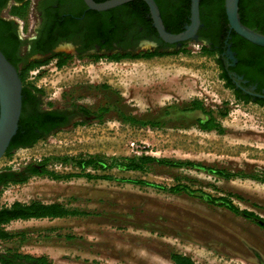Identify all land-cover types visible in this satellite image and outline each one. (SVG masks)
Masks as SVG:
<instances>
[{
	"label": "rangeland",
	"instance_id": "374dc122",
	"mask_svg": "<svg viewBox=\"0 0 264 264\" xmlns=\"http://www.w3.org/2000/svg\"><path fill=\"white\" fill-rule=\"evenodd\" d=\"M203 45L191 41L149 59L72 55L61 67L51 57L30 70L25 83L42 89L45 100L58 108L74 101L95 106L120 100L124 110L143 115L201 101L222 133L198 127L197 119L208 118L202 110L188 112L185 121L179 119L168 128L154 129L123 123L111 114L103 123L70 126L30 148L5 154L0 171H21L46 157L149 155L192 161L237 176L224 179L195 166L153 162L146 172L113 169L107 172L112 176L108 180L33 176L23 184L10 183L0 187V207L39 200L62 203L81 214L13 220L5 229L14 237L0 240V253L11 248L47 257L53 264H173L172 253L196 264H264V228L259 222L209 204L197 193L227 196L240 211L264 220V182L249 178L264 180V106L238 99L221 77L218 54L205 52ZM101 84L110 87L106 96L94 88ZM49 169L74 175L80 171L57 161ZM178 185L197 192L169 190Z\"/></svg>",
	"mask_w": 264,
	"mask_h": 264
},
{
	"label": "trees",
	"instance_id": "16d2710c",
	"mask_svg": "<svg viewBox=\"0 0 264 264\" xmlns=\"http://www.w3.org/2000/svg\"><path fill=\"white\" fill-rule=\"evenodd\" d=\"M96 2H102L105 0H95ZM179 6L175 9L174 15L164 16V21L169 30L173 33H178L182 30L184 23L189 22L191 0H179ZM4 3H0V9L4 7ZM30 6L28 4H17L14 5L10 11L11 17L19 19L27 18L29 14ZM256 2L255 0H240L239 2V14L242 18V23L250 29L257 28L261 33L264 34V16L261 18L256 13ZM149 7L147 3L142 0H134L132 2L120 5L118 7L109 9L107 11H96L89 10L90 27L88 37L93 40V43H100L102 38L107 41L109 50L113 49V43L119 42L121 44L126 40L136 25L142 26L150 34L153 29L152 19L149 16ZM200 15L201 21L207 27V31L203 30L205 36H208V32L214 31L216 28L221 33V38H225L228 30V18L225 9V0H201L200 3ZM260 19H263L260 21ZM14 28L18 31L19 24L12 19L5 20L0 17V50L5 56L18 68L20 76L23 82V105L22 113L19 121V127L16 135L13 137L10 146L7 149L6 154H11L14 150L20 148H30L34 146L39 140L45 139L49 135L53 134L56 130H59L63 126H68L72 123L74 117L81 118L82 121L75 122V126L80 124H87L94 122L92 120L95 116L103 118L104 113L106 115H113L119 121L123 123H129L133 126H149L151 128H165L169 127L170 123L178 121L179 119L185 121L186 114L188 112L202 110L208 114L207 119H197V125L201 130L204 131H217L222 133L221 125L217 122V119L209 114L203 107L201 101H194L193 103H186L182 106L177 104L166 106L159 109L156 112L146 113L143 115H137L129 110H124L120 105V100H114L109 102H100L95 106H88L79 104L76 101L68 102L64 109H44V92L42 89L35 87L32 84L25 83L27 73L38 65L45 63L46 61H24V65L20 68V61L15 60V56L11 51L10 46L20 45L18 35H15ZM203 34V35H204ZM211 35V34H209ZM201 38H205L202 36ZM212 41V40H211ZM19 42V43H18ZM99 45V44H98ZM185 45V44H184ZM183 45V46H184ZM244 46L248 50L247 63L251 64V69L248 70V79L250 82L259 80L261 86L264 87V47L250 43L249 41L242 42L241 46ZM205 52H215L214 42L210 45H203ZM180 49V48H179ZM243 49V48H242ZM244 50V49H243ZM239 51V49H238ZM166 52L159 51H144L141 53H109L106 57L112 60L119 61L125 58H144L149 59L154 56H161ZM243 52V51H242ZM245 55V53L243 52ZM99 54L89 55L95 59L100 58ZM52 57L57 58L58 66H63L69 61L72 55H66L64 53H56ZM240 58L246 60L245 57ZM221 60V59H220ZM218 59V62H222ZM221 77L229 88H232L233 83L229 77V70L225 68L223 62ZM95 89L103 92L106 96L110 87L101 84L96 85ZM264 95V93H263ZM238 99L250 101V96L246 97L241 92H238ZM256 103L264 106V97L256 99ZM49 106H53L49 103ZM122 104V103H121ZM92 118V119H91ZM106 117H104L105 119ZM103 119V120H104ZM178 126L177 128H180ZM174 128V127H173ZM182 128V127H181ZM61 162L63 164L73 165L78 168L79 175L74 174H60L52 169H49L50 163ZM153 162H160L167 165H173L178 167L183 166H195L196 168H202L207 172L224 179H231L237 176L233 173L226 172L221 169L199 167L192 161H175L166 158H155L149 155L140 157H110L100 154H89L86 156H57V157H46L38 162L30 163L21 171H0V187H4L10 183L23 184L26 183L33 176L47 177L52 180H68L72 177H85L86 179H111L107 172L118 169L119 171H136L146 172L148 164ZM102 171L103 175H93L90 171ZM84 174V175H83ZM246 177V176H244ZM257 181L264 182L262 179L256 177H249ZM133 183L150 184L146 181H132ZM157 186V185H156ZM184 187V186H183ZM171 187L169 190L172 193L180 194L186 193L190 195L196 194L197 191L188 189L187 187ZM199 197L209 204L218 205L220 207L227 208L233 213H239L244 215L246 218H250L259 222L264 228V220L255 216L246 210L240 211L237 207L232 204L229 197H211L208 194L197 192ZM81 211L78 209L69 208L66 205L58 202L44 203L39 200L31 201L30 203L14 202L9 207H0V240L7 241L11 240L14 235L5 229V225L13 220H30V219H59L69 216L80 215ZM171 258L176 264H195L194 261L185 255L179 253L170 254ZM0 264H53L47 257H33L28 254H22L17 251H13L11 248L4 253H0Z\"/></svg>",
	"mask_w": 264,
	"mask_h": 264
},
{
	"label": "flooded vegetation",
	"instance_id": "af4514ba",
	"mask_svg": "<svg viewBox=\"0 0 264 264\" xmlns=\"http://www.w3.org/2000/svg\"><path fill=\"white\" fill-rule=\"evenodd\" d=\"M155 2L158 6L164 24V16L172 17L174 15L173 13L175 9L179 6V0H155ZM255 2L256 13L261 16V18H263L264 0H255ZM0 3H4L5 5L2 9H0V17L2 19L10 21L14 19L10 15V11L14 5L28 4L30 6L29 14L27 16L28 19L26 18V21L22 19L24 22L22 27L23 30L20 31L18 29V31H15L14 28H10V31L12 30L13 32L14 30L15 35H18V40L20 42V45H15L14 47L10 46L11 51L15 56L14 59H18L20 61V68L24 65V61L26 60L47 62L56 53H64L66 55H76L77 57H83L92 54L107 55L109 53L117 52H120L122 54L137 53L138 49H145L146 51L151 50L166 52L170 51L171 49L181 48L184 44L188 43L183 42L180 45L178 43L171 44L163 41L153 25V19L151 16L150 8L149 16L152 19V27L155 30L149 34L148 31L142 26L136 25L132 32L127 35L126 40L123 44L119 42H114L112 44L113 49L109 50L105 38H102L100 43L94 44L93 40L88 37V29L90 27L89 10L92 9H89L87 7L84 0H0ZM190 17L191 6L189 19ZM240 19L241 22H243L241 17ZM261 20L263 19H260V21ZM190 22L191 19L189 20V22L184 23L181 31H183L190 24ZM217 26L218 30L216 28L214 31L208 32V36H205L203 30L207 31V27L201 21V25L198 29L199 40L204 42V45H210L214 42L219 60L221 59L220 61L222 62V64L220 62L218 63L221 67H223L222 65L224 62V67L229 70L228 74L233 83L231 89L234 91L236 97L238 96V92H241L246 97L250 96L253 101H256V99L259 98H263L264 87L261 86V82L259 80L250 82L247 77L248 70L251 69L252 65L247 63L248 50L243 45L241 46V44L245 40H248L240 36L235 30L231 29L230 24H228L229 27L225 38H221V33H219L220 25ZM166 28L168 29L167 26ZM24 29H28V32L25 33ZM252 30L261 33L257 28ZM202 36H204L205 38H201ZM144 40L153 41L155 42V44H152L151 46H143L141 45V43ZM98 44L100 46V49L96 48ZM242 51L245 53V55ZM240 54L241 57H245L246 60L241 59ZM44 101V109L49 110L65 108H58L54 105L49 106L50 104L45 100V98ZM102 115H104L103 118H98V116H95L93 119H91L94 120V122L96 123H103V119L104 117H107V115L104 112ZM77 121H82V117H74L71 124H69L68 126H63L55 132H58L70 126L74 127L75 122ZM169 259L173 264H176V262L171 258V256L169 257Z\"/></svg>",
	"mask_w": 264,
	"mask_h": 264
},
{
	"label": "water",
	"instance_id": "95a60500",
	"mask_svg": "<svg viewBox=\"0 0 264 264\" xmlns=\"http://www.w3.org/2000/svg\"><path fill=\"white\" fill-rule=\"evenodd\" d=\"M132 1L134 0H105L102 2L84 0L89 9L96 11H107ZM143 1L148 4L153 25L163 41L180 45L183 42L200 41L198 38V29L201 25L200 0H192L191 22L183 31L178 33H172L166 28L155 0ZM225 8L231 29L248 41L264 46V34L248 28L241 22L239 0H225ZM152 44L155 42L150 40H144L141 43L143 46H151ZM96 48L100 49V46L97 45ZM22 91L23 82L20 71L0 50V159L6 154L18 131L23 105Z\"/></svg>",
	"mask_w": 264,
	"mask_h": 264
},
{
	"label": "built area",
	"instance_id": "2783aa9c",
	"mask_svg": "<svg viewBox=\"0 0 264 264\" xmlns=\"http://www.w3.org/2000/svg\"><path fill=\"white\" fill-rule=\"evenodd\" d=\"M16 20V22L19 24V27L21 29V31L23 30L22 27H23V20L22 19H19V18H16V17H12Z\"/></svg>",
	"mask_w": 264,
	"mask_h": 264
},
{
	"label": "bare ground",
	"instance_id": "6f19581e",
	"mask_svg": "<svg viewBox=\"0 0 264 264\" xmlns=\"http://www.w3.org/2000/svg\"><path fill=\"white\" fill-rule=\"evenodd\" d=\"M247 139V138H246ZM168 264H170V263H168Z\"/></svg>",
	"mask_w": 264,
	"mask_h": 264
}]
</instances>
